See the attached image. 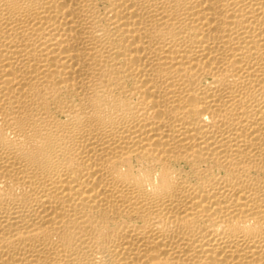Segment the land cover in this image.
<instances>
[{"label": "bare ground", "instance_id": "bare-ground-1", "mask_svg": "<svg viewBox=\"0 0 264 264\" xmlns=\"http://www.w3.org/2000/svg\"><path fill=\"white\" fill-rule=\"evenodd\" d=\"M0 264H264V0H0Z\"/></svg>", "mask_w": 264, "mask_h": 264}]
</instances>
